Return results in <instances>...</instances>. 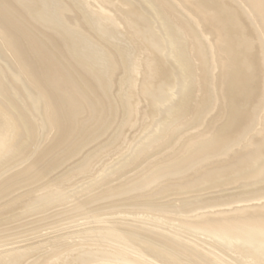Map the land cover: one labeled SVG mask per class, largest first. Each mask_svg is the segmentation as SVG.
Wrapping results in <instances>:
<instances>
[{"label": "bare ground", "instance_id": "1", "mask_svg": "<svg viewBox=\"0 0 264 264\" xmlns=\"http://www.w3.org/2000/svg\"><path fill=\"white\" fill-rule=\"evenodd\" d=\"M215 81L222 110L207 126ZM253 136L237 165L231 151ZM0 178V244L62 221L99 224L8 244L0 264H220L229 251L226 264H264V201L232 219L206 217L215 204L194 199L264 187V0H0ZM121 213L176 222L218 254L141 219L103 224Z\"/></svg>", "mask_w": 264, "mask_h": 264}, {"label": "rangeland", "instance_id": "2", "mask_svg": "<svg viewBox=\"0 0 264 264\" xmlns=\"http://www.w3.org/2000/svg\"><path fill=\"white\" fill-rule=\"evenodd\" d=\"M171 69V68H170ZM168 72V71H167ZM206 88V87H205ZM214 90H215V98H216V106H215V110H214V112H213V114L212 115H209L208 117H207V120H206V125L207 126H211L212 124H217L218 123V119H217V116L221 113V110H222V103H223V99H222V97L220 96V94H221V92H222V90H221V86H220V84H219V81H215L214 82ZM230 94H227L226 96H229ZM37 97V96H36ZM34 98H35V96H34ZM30 99H32V97H30ZM38 99V98H37ZM35 101H36V98H35ZM37 103V106H39L40 107V103H38V102H36ZM240 103L243 105V107H248V104H249V100L247 99V98H242V100H240ZM144 105V102L143 101H141L139 104H138V106L139 107H142ZM42 110V109H41ZM149 121V118H147L146 119V122H148ZM137 124L138 123H136V125L135 126H137ZM132 131H134V128H132ZM142 136V133H140L139 135H138V137H141ZM259 139H258V136H253V138H251V139H249L247 142H246V144H245V146L246 147H244L242 150H239L237 147H235V148H233V150L231 151V153H230V155L229 156H231V157H233V156H239V155H243L245 152L247 153V152H250L252 149H253V146H255L254 144L258 141ZM92 144V143H91ZM90 144V145H91ZM39 145H41V146H39V147H43V145H44V143H41V144H39ZM89 145V146H90ZM93 145V144H92ZM91 145V146H92ZM38 146L36 147L37 149L35 150V149H33V151H35V153H36V151H38V150H40L41 148H39ZM88 147V146H87ZM30 149V147L28 148V149H26L20 156H18V157H22V156H24V155H26V153H27V151ZM237 150H239V151H237ZM228 156V157H229ZM244 156L245 155H243V156H241L240 157V159L238 160L239 162L237 163V165H239L240 163H242V161H243V159H244ZM17 157V158H18ZM108 157V156H107ZM32 158H33V156H32ZM31 157L29 158V159H27L26 161H24V162H22L21 164H19V166L17 165V167L16 166H14V167H5V168H3L2 169V171L4 170L5 171V169L7 168V170L9 169L10 171H11V173H13V172H15V170H18V169H22L23 167H25L31 160L30 159H32ZM76 159H77V157H75ZM75 158L74 159H72V160H70L68 163H71V161L73 162L74 160H75ZM223 158H226V157H223ZM222 158L220 157V158H217V159H213V161L215 162V161H220ZM227 159V158H226ZM233 160V159H232ZM232 160L229 162V163H224V164H221V165H218L217 167H220L219 168V171L220 170H222L224 167H226V168H228L229 166H232ZM29 161V162H28ZM9 164V163H8ZM24 164V165H23ZM146 164H148L147 162H146ZM65 165H67V164H65ZM64 165V166H65ZM22 167V168H21ZM13 169H15V170H13ZM7 170H6V172H7ZM215 170V169H214ZM3 171V173H1V178H3V177H6V176H8L9 175V172H7V174L8 175H6L5 174V172ZM135 171H137V169H135V170H133L132 172H135ZM216 171V170H215ZM10 173V174H11ZM2 174H4V175H2ZM1 178H0V180H1ZM167 180H169V178L168 179H165V180H163L161 183H165V181H167ZM24 189H20L19 190V192L20 191H23ZM263 191H264V187L262 188V185H261V183H255V184H247V185H244V186H242V185H239L238 183H232V184H230V185H228V186H226V187H223V189H219V188H212V189H210V190H205V191H201V192H198L197 193V195H196V197L194 198V199H200V198H204L206 195H207V197H210V198H207V200L208 201H210L211 203H213V204H215V206H213V207H211V213L208 215V216H206V217H208V218H210V217H218V216H221V217H223V218H226V217H228V218H240V217H242V215H244V214H242V213H240V212H233L232 211V209L233 208H238L239 206H242V205H247V204H255V203H258L259 201L260 202H263L264 201V199H262L263 198V196H259L258 194H260V193H263ZM146 191H139V192H133V195H135V194H139V195H141L142 193H145ZM204 196V197H203ZM245 197H252V198H249V199H251V202H246V201H244V202H241V201H239V200H242V199H244ZM177 198H174V197H172L171 198V204L173 205V206H179V203L180 202H178L177 200H176ZM5 199H3L2 201H0V202H3ZM167 200H161V202H163V206H164V202H166ZM253 201V202H252ZM258 201V202H257ZM102 203H104V201H102L101 202V204ZM150 203H152V202H150ZM111 210H122V211H143V212H149V213H151V214H153V215H155V213H157L158 212V210H155V207H150V208H148V209H141V208H121V207H119V208H112ZM262 214H264V213H262ZM116 218H119V219H122V220H135V219H138V220H143V222L145 221L147 224H150V225H154V224H157V225H160V226H162V227H164V228H166V229H168V230H173V229H179L178 227H177V223L176 222H172V223H167V222H165V221H163L162 223H160L161 221H156V219H154V218H148V217H143V218H141V216H133V215H131V214H129V215H127V214H122L121 213V215H119V214H117V215H114V216H107V217H105L104 218V220H105V222L103 223L104 225H108V226H114L115 228H117L118 230H125V229H131V228H129L128 226H125V225H121V224H117V223H113V222H111V221H113V220H115ZM194 218L197 220V219H201V215H194ZM80 220V221H79ZM82 220V221H81ZM78 221L79 222H72L73 224H70V222H68V223H66V221H62V222H59V223H62V225L60 224V227L58 226V228L54 225V224H59V223H54V224H48V226L47 225H45V227L46 228H44V226H42L41 227V229H40V233L42 234H40V233H37L36 235L35 234H31L29 237H27L26 235L25 236H23V237H25L24 239H25V241L27 242V244H32V242H35V243H33V244H37V243H41V242H45L46 240H50L51 239V237L53 238V237H55V236H57V235H60V234H65V233H68V232H70V231H76V229L77 228H79V229H81V228H86V227H91V226H94V225H99L97 222H92V221H90V220H83V219H78ZM198 221V220H197ZM85 222H86V224H85ZM199 222V221H198ZM81 223V224H80ZM83 223V224H82ZM76 226H75V225ZM78 224V225H77ZM103 224H101V225H103ZM74 225V226H73ZM51 226V227H50ZM47 227L49 228L50 227V229H47ZM56 227V228H55ZM52 228V229H51ZM54 228V229H53ZM43 229H46V230H43ZM79 229H77V230H79ZM43 230V231H42ZM137 231V230H136ZM139 232V236H142V237H144V236H146V235H150V234H148V232H144V231H142V230H139L138 231ZM41 236H40V235ZM44 235V236H43ZM178 235H179V237L182 239V240H184L186 243H188L190 246H200L205 252H211V253H209V254H207L206 255V257H209V258H212L214 255H212V254H218V252H217V250L216 249H214L212 246V248L210 247V244H208L207 245V242L209 241H211L210 239H206V236H202L201 234H199L200 235V237H199V235L198 234H188V233H185V231L183 232V230L182 229H179V233H178ZM193 235V236H192ZM43 236V237H42ZM194 236H196V237H194ZM22 237V236H21ZM21 237H19V239L17 240V239H14V240H12L14 243H11L10 241H7L8 243H6V242H3V243H1L0 245V248L1 249H3V248H10V246H8V244L9 245H12V247L13 246H15V245H17L18 246V244L17 243H19V242H23V244H24V239H22ZM48 238V239H47ZM77 238V237H76ZM76 238H72L71 239V241L73 240V241H77V239ZM199 238V239H198ZM200 238H202L201 240H202V242L204 243V242H206V243H200ZM203 238H204V240H203ZM208 238V237H207ZM76 239V240H75ZM20 240V241H19ZM69 241L68 242H70V239H68ZM207 240V241H206ZM16 241V242H15ZM18 241V242H17ZM155 243H156V241H154ZM163 243H165V244H163L164 245V249H166L167 251H175V244H174V242L173 241H171V242H168V241H166V240H163L162 241ZM7 245H6V244ZM13 244H15V245H13ZM22 243H19V246L21 245ZM22 244V245H23ZM6 246H8V247H6ZM181 252L182 253H186V250H184V249H182L181 250ZM228 251H226V253H227ZM175 253V252H174ZM230 253H231V256L232 257H229L230 256ZM222 256H223V254H222ZM229 257V258H226V257ZM233 256L235 257V254L233 255V252H230L229 251V253H227V255H224L223 257H225L224 259H225V261H230L231 260V258H233ZM225 261H220L221 263L220 264H224L225 263ZM226 264V263H225Z\"/></svg>", "mask_w": 264, "mask_h": 264}]
</instances>
